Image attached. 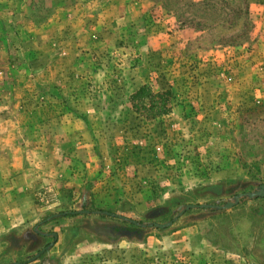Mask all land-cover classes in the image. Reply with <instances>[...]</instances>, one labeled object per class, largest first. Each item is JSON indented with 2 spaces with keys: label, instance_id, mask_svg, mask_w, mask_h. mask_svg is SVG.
<instances>
[{
  "label": "rangeland",
  "instance_id": "1",
  "mask_svg": "<svg viewBox=\"0 0 264 264\" xmlns=\"http://www.w3.org/2000/svg\"><path fill=\"white\" fill-rule=\"evenodd\" d=\"M191 1L0 0V264H264V0Z\"/></svg>",
  "mask_w": 264,
  "mask_h": 264
},
{
  "label": "trees",
  "instance_id": "2",
  "mask_svg": "<svg viewBox=\"0 0 264 264\" xmlns=\"http://www.w3.org/2000/svg\"><path fill=\"white\" fill-rule=\"evenodd\" d=\"M190 8L200 13L204 20L209 13L216 14L222 7L224 10H232V13L239 18L241 15H248L247 9L241 7L239 0H206L201 3L191 1ZM204 13V15H203ZM246 20V18H245ZM246 24L249 19L247 17ZM132 109L147 118H157L167 115L170 112V95L168 92H152L148 87H140L129 97Z\"/></svg>",
  "mask_w": 264,
  "mask_h": 264
}]
</instances>
